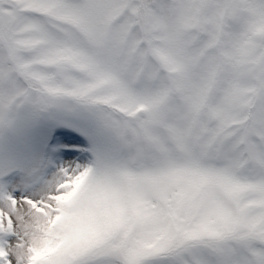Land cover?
Returning a JSON list of instances; mask_svg holds the SVG:
<instances>
[{
  "label": "snow or ice",
  "instance_id": "snow-or-ice-1",
  "mask_svg": "<svg viewBox=\"0 0 264 264\" xmlns=\"http://www.w3.org/2000/svg\"><path fill=\"white\" fill-rule=\"evenodd\" d=\"M0 264H264V0H0Z\"/></svg>",
  "mask_w": 264,
  "mask_h": 264
}]
</instances>
